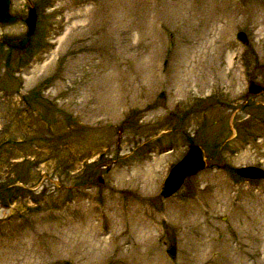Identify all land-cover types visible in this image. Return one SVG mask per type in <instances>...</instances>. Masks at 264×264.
Wrapping results in <instances>:
<instances>
[{
    "label": "rangeland",
    "instance_id": "1",
    "mask_svg": "<svg viewBox=\"0 0 264 264\" xmlns=\"http://www.w3.org/2000/svg\"><path fill=\"white\" fill-rule=\"evenodd\" d=\"M30 2L0 43V264H264V178L235 173L264 169V0ZM189 143L207 165L162 198Z\"/></svg>",
    "mask_w": 264,
    "mask_h": 264
},
{
    "label": "water",
    "instance_id": "2",
    "mask_svg": "<svg viewBox=\"0 0 264 264\" xmlns=\"http://www.w3.org/2000/svg\"><path fill=\"white\" fill-rule=\"evenodd\" d=\"M28 4L27 13L24 19L25 32L21 38L0 37V43L7 47L23 48L27 45L35 26V8L30 0H25ZM18 19L17 15L10 13L9 0H0V23L9 24ZM235 37L241 42H246V37L243 32H237ZM247 89L251 94H259L263 91V86L257 82L250 81ZM206 165L205 157L202 149L197 144H188L183 156L171 166L163 177L158 194L162 198L169 197L180 188L184 179L192 176L204 169ZM213 165V164H212ZM236 173L245 178H264V170L262 168L247 165L240 166L236 169ZM174 244L169 243L165 248V253L169 257L174 256Z\"/></svg>",
    "mask_w": 264,
    "mask_h": 264
},
{
    "label": "bare ground",
    "instance_id": "3",
    "mask_svg": "<svg viewBox=\"0 0 264 264\" xmlns=\"http://www.w3.org/2000/svg\"><path fill=\"white\" fill-rule=\"evenodd\" d=\"M121 78V75L119 77V79ZM123 80V79H121ZM101 81V80H100ZM94 86V84H93ZM101 88V87H100ZM88 89L90 90V94L93 93V91H96L94 90L93 88H91L90 86L88 87ZM122 89V87H121ZM100 90V89H99ZM247 91H249V89H247ZM102 92V91H101ZM98 93V92H97ZM87 95V94H86ZM91 99V95H89V97L87 98V100ZM120 101V99H118ZM81 107H84V104H83V101H81V104H80ZM95 108L94 107H87L86 108V113H87V117L90 118V119H93L94 117L97 116V114L95 113L94 115L91 113V111H93ZM149 182V181H148ZM139 217V216H138ZM135 218V223H134V227L133 229L131 230V232L127 235V238L126 239H134L133 242L135 243V245L138 246V249H139V246L141 244H143V242L146 240V234H147V224L145 222H143L140 217L139 218ZM145 223V224H144ZM95 228V227H94ZM98 234L96 231L92 232V235H91V239L88 241V246H89V249H90V252L96 256L98 255L97 253L99 252H102L105 248L103 246H101V242L103 241L102 239L98 238ZM115 237L114 234L111 233V236L109 237V239H113ZM110 243V242H109ZM136 250V249H135ZM29 251V249H27V252ZM140 251V257H139V260H141V257H146L145 255V251L141 252V250H138ZM29 255H24L23 258H20L21 260H23L24 262L22 264H31L32 262L36 261L38 258H39V254L36 253V252H33V251H30L28 252Z\"/></svg>",
    "mask_w": 264,
    "mask_h": 264
},
{
    "label": "flooded vegetation",
    "instance_id": "4",
    "mask_svg": "<svg viewBox=\"0 0 264 264\" xmlns=\"http://www.w3.org/2000/svg\"><path fill=\"white\" fill-rule=\"evenodd\" d=\"M27 7H28V6H26V11H27ZM13 14H14V13H13ZM0 25H4V24H0ZM23 34H24V33H23ZM4 37H5V36H4ZM14 38H18V37H14ZM234 135H235V134H234Z\"/></svg>",
    "mask_w": 264,
    "mask_h": 264
}]
</instances>
